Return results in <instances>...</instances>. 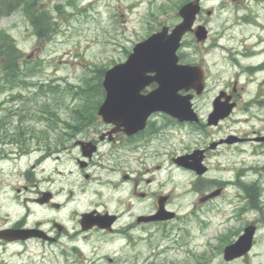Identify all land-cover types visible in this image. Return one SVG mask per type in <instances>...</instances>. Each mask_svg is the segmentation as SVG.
Instances as JSON below:
<instances>
[{
    "label": "flooded vegetation",
    "instance_id": "flooded-vegetation-1",
    "mask_svg": "<svg viewBox=\"0 0 264 264\" xmlns=\"http://www.w3.org/2000/svg\"><path fill=\"white\" fill-rule=\"evenodd\" d=\"M7 1L17 10L22 8L33 29H50L51 20L55 22L57 17L49 13L58 15L60 11L58 3L51 11L43 0L0 3ZM202 23L206 25V21ZM210 51L193 33L183 37L177 50L180 64H200L204 71L201 93L179 91L192 95L191 107L198 120L180 121L155 112L144 128L127 132L104 122L97 113L99 105L85 103L89 106L75 109L71 130L58 134L54 166H40L44 154L33 164L16 169L14 163L31 152L26 145L30 134L25 125L15 130L9 112L0 115V264H173L166 258L156 261L162 253L157 239L170 238L166 230L159 234L160 227L184 223L186 217L173 207L176 204L191 206L187 214L218 205L212 211L227 221L254 209L264 226V75L256 78L264 74V52L228 49L224 58L235 64L239 56L255 58L240 66L255 82V93L244 97L245 81L235 77L204 105L200 98L207 91L209 65L203 55ZM155 87L152 81L141 94ZM243 103L244 112L257 106V113L245 117V130L237 116ZM230 104L229 112L210 120L216 106ZM85 107L88 112L84 114ZM195 159L199 168H205L204 174L198 175L190 166ZM175 170L191 175L185 186L174 184ZM213 170L232 175L214 176ZM160 207L164 213H159ZM248 225H255V234L261 227L258 220L247 221L234 231V239L225 241L232 243ZM255 240L254 235L251 250ZM249 255L227 262L264 264L243 260Z\"/></svg>",
    "mask_w": 264,
    "mask_h": 264
},
{
    "label": "rangeland",
    "instance_id": "rangeland-1",
    "mask_svg": "<svg viewBox=\"0 0 264 264\" xmlns=\"http://www.w3.org/2000/svg\"><path fill=\"white\" fill-rule=\"evenodd\" d=\"M43 1L51 11L58 3L60 11L58 15L49 13L57 20H51L50 29L45 28L51 31L48 36L40 37L42 41L35 35L36 29L27 24L22 8L17 10L18 7L9 3H0V30L13 39L22 54L21 64L26 69L20 75L25 83L3 84L0 80V115L9 112L15 130L25 125L30 134L26 145L31 152L14 163L16 169L33 164L44 154L46 158L40 166L56 165L58 134L71 130L77 107L89 106L85 103L93 104L100 98L98 91L103 68L106 70L124 61L135 43L148 37L156 28L177 23L180 20L177 11L186 0ZM201 5L203 10L196 21H206L209 31L206 45L212 51L205 55L198 53L205 56L209 65L207 91L200 101L206 103L218 88L235 77L239 82L245 81L244 97H252L255 82L247 78L248 73L240 66L245 67L255 58L239 56V62L235 64L224 55L231 48L238 52L243 48L264 52V0H202ZM207 9H212V15L205 14ZM49 24L47 22L46 26ZM216 38L222 40L216 42ZM242 39L246 41L240 44ZM39 46L40 49L36 50ZM32 51L34 54L30 56ZM263 75L257 74L256 78L261 79ZM244 105H240L237 116L238 124L245 130V117L257 113V106L244 112ZM86 108L82 110L84 114L88 112ZM17 147L15 144L14 150ZM210 173L219 177L232 175L217 170ZM190 179L191 175L174 171L177 187L185 186ZM217 206L209 205L187 214L191 206L174 205L186 219L184 223L176 221L159 228V234L166 230L170 238L157 239L158 250L162 253L156 261L166 258L173 264H238L224 261L219 252L230 243L227 241L235 238L234 231L241 230L243 223L258 220L261 227L255 234L254 247L243 260L263 263L264 226L260 214L247 209L239 219L227 221L212 211Z\"/></svg>",
    "mask_w": 264,
    "mask_h": 264
},
{
    "label": "water",
    "instance_id": "water-1",
    "mask_svg": "<svg viewBox=\"0 0 264 264\" xmlns=\"http://www.w3.org/2000/svg\"><path fill=\"white\" fill-rule=\"evenodd\" d=\"M200 10V0L184 3L178 9L180 21L176 25L170 30L168 26H163L136 43L124 62L105 70L102 81L105 98L98 109L104 122L123 126L127 132H133L143 128L147 117L154 111L166 112L179 120L196 119L191 109V96L180 95L178 91L194 88L201 92L204 76L198 65L178 64L176 51L187 32H194L199 41L207 38L208 32L203 25L193 28ZM211 12L208 10L206 13L209 15ZM152 81L157 83V87L147 94H141L140 91ZM229 108L216 106L213 116L218 118L220 112H228ZM199 165V160L195 159L191 166L202 174L205 168H199ZM159 213H164L162 207ZM254 230V226H247L236 242L227 245L224 259L230 260L246 253L251 247Z\"/></svg>",
    "mask_w": 264,
    "mask_h": 264
},
{
    "label": "trees",
    "instance_id": "trees-1",
    "mask_svg": "<svg viewBox=\"0 0 264 264\" xmlns=\"http://www.w3.org/2000/svg\"><path fill=\"white\" fill-rule=\"evenodd\" d=\"M5 3H9V1ZM50 31L44 28L37 29L36 33L38 37H43L48 36ZM21 55V51L15 45L13 39L5 31L0 30V80L3 81V84L14 82L17 85L19 82L25 83L20 79L21 71L26 70L21 64Z\"/></svg>",
    "mask_w": 264,
    "mask_h": 264
}]
</instances>
